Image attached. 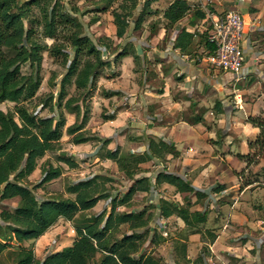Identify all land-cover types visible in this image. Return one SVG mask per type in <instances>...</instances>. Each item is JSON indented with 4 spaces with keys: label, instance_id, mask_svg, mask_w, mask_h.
<instances>
[{
    "label": "trees",
    "instance_id": "obj_1",
    "mask_svg": "<svg viewBox=\"0 0 264 264\" xmlns=\"http://www.w3.org/2000/svg\"><path fill=\"white\" fill-rule=\"evenodd\" d=\"M102 1L105 7L100 12H107L116 2ZM141 1L122 0L117 8L112 9L116 36L119 39L126 37ZM156 2L157 0H144L139 17L134 21L135 31L141 30L148 18L158 14L157 9L153 8ZM34 7L40 13V20L37 22H40L43 36L55 40L50 47L36 38L33 27L27 26L30 19L31 24L36 22L31 18ZM192 11L193 6L188 0H174L163 13L167 22V33L169 30L178 29L174 48L180 49L183 54L191 52L197 33H190L178 24ZM78 12L68 11L63 0H0V104H15L13 112L0 110V258L18 244L20 248L16 252L15 264H162L155 255L143 253L147 243L158 246L167 241L159 229L152 230L158 212L163 219L174 216L182 219L186 225L187 236L204 233L210 244H213L217 234L202 228L207 223V214L192 210L196 204L208 197L207 193L197 190L187 179L170 173L166 168L156 175V185L160 187L168 184L175 187L178 193L188 194L184 197L183 204L162 198L159 206L150 204L140 211L120 210L129 206L136 195L154 193L155 188L150 178H137L143 172V164L155 160L164 163L168 155H180L173 143L162 138L148 137L147 150L142 154H122L119 147L115 150L108 149L112 139H100L103 145L97 153L100 159L114 162L119 171L133 182L122 195L113 196L107 189L111 182L108 176L96 175L68 187L67 192L74 198L62 197L43 201L37 199L35 190L63 176V167L55 166L52 162L45 161L41 167L38 165L39 160L49 153L60 150L65 128L74 145L100 141L86 130L90 121V109L85 106V102L97 71L111 64L103 58V53L109 51L111 46L108 38L94 41L84 34L82 23L75 16ZM194 15L201 20L206 18V13L200 9ZM98 21V17H95L91 24ZM59 30L69 33L68 41L75 49L71 62L66 47L57 43ZM208 31L209 29L201 34L206 46V57L215 50L209 42ZM120 49L115 60L131 56L138 68L142 59L137 54L136 47L131 45ZM45 52H49L55 59L62 57L63 64L68 67V75L76 76L74 85L80 93L79 96L67 99L64 105V91L56 105L53 103V96L45 101V108L56 106L60 110L59 118L39 116L28 106L42 85L40 71ZM82 53H85L86 59L81 63L79 56ZM25 66H29V74L23 72ZM67 80L68 77L63 81V87ZM63 110L76 116L73 126L66 127L67 120ZM113 118L110 115L105 120ZM249 122L259 128L261 133L257 141L251 144L255 153L242 157L247 160L248 166L258 164L264 157V119L251 117ZM58 160L71 169L79 166L72 157L63 153ZM38 168L42 178L39 183L31 186L28 183L29 178ZM222 188H218V191ZM191 195L197 197L196 203H193ZM15 199L19 200V204L13 211L2 208V202ZM100 201H110L109 214L85 216L82 223L75 226L76 239L71 246L54 252L43 260L36 257L33 248L21 246L25 242L41 239L60 220L75 221L79 215L95 209ZM123 227L127 228V232H122ZM176 249L187 264H210V251L206 246L194 261L187 259L186 244L177 245ZM98 256L100 259L94 263Z\"/></svg>",
    "mask_w": 264,
    "mask_h": 264
},
{
    "label": "crops",
    "instance_id": "obj_2",
    "mask_svg": "<svg viewBox=\"0 0 264 264\" xmlns=\"http://www.w3.org/2000/svg\"><path fill=\"white\" fill-rule=\"evenodd\" d=\"M212 2L215 11L200 8L206 13L205 19H198L193 13L179 22L180 28L197 33L189 54H183L180 49L174 48L178 29L165 49L158 48L166 36L165 30L164 34L159 31L151 39V51L142 49V45H135L141 58L146 56L150 61L159 58L157 74L163 79V86L158 90L138 87L133 81L136 68L134 58L127 56L120 59L121 72L112 80L117 82L114 84V92H117L114 96L123 93L129 99L125 101L124 98L114 105L113 120L103 122L100 128L107 139H112L108 149L115 150L119 147L122 154L144 153L148 137L162 138L173 143L180 155H168L166 169L187 179L197 190L208 195L192 210L207 214V223L202 228L217 234L213 244H210L204 233L187 236L182 219L175 216L163 219L158 212L156 219L159 217L165 225L170 220H176L181 230L174 239H167L158 246L147 243L143 253L149 250L148 254L155 255L158 247L172 241L173 250L170 252L175 258L174 264H187L176 249L182 243L187 245V259L191 261L196 260L206 246L210 251V264H264V157L258 164L250 166L242 158L254 153L251 144L257 141L261 133L259 128L249 122V118L264 119V0ZM229 11H239L245 21L242 41L245 63L240 77L209 66L206 62L205 42L201 37L209 27L208 19L211 16ZM126 76L131 82L127 88L129 91L121 84ZM127 104L129 107H126ZM67 120L69 126H73L76 116L67 112ZM112 131L114 137L109 134ZM127 144L131 149L125 151L121 146ZM87 145L90 144L76 145L74 148L83 150ZM96 156L100 159L98 154ZM72 159L75 161L73 157ZM100 160L106 162H102V165L107 162L115 164L110 160ZM60 164L61 167L66 165ZM244 171L254 173L255 179L245 183L241 177ZM143 173L145 172L137 178H150L155 189L166 185V188L176 190L168 184L157 186L156 177L153 179ZM132 183L131 181L129 187ZM221 187L222 190L218 191ZM177 194L184 197L188 195ZM153 195L154 193H140L129 206L120 210L140 211L150 204L159 206V202L154 203L149 198ZM191 197L193 203H196L197 197ZM162 198L167 199H160ZM139 199L144 201V205L136 208L135 202ZM166 227L162 230H166ZM166 235L173 233L166 231Z\"/></svg>",
    "mask_w": 264,
    "mask_h": 264
},
{
    "label": "rangeland",
    "instance_id": "obj_3",
    "mask_svg": "<svg viewBox=\"0 0 264 264\" xmlns=\"http://www.w3.org/2000/svg\"><path fill=\"white\" fill-rule=\"evenodd\" d=\"M23 2L29 0H22ZM116 2L113 4V8H117L119 3L122 0H115ZM174 0H157L156 3L153 4V8L157 9L158 14L148 18L143 25V28L139 31L134 30V21L137 20L140 14V10L142 8V3L138 10L135 12L134 17L131 21V27L124 39H119L116 36V30H114V22L112 16V9H109L107 12H100L103 7H105V3L102 0H63V3L67 7L68 11L78 10L79 12L75 15L80 23H82L83 31L85 35L90 36L94 41H99V39L108 38V43L111 48L109 51H105L103 53V58L105 61L111 63L109 66L101 68L97 71L95 81L93 85L88 90L87 100L85 102V106L90 109V121L88 126V134L94 136L96 139H107V136L103 135L101 130V125L105 122V117L113 115L114 105L118 104L119 101L125 98V101L129 99L126 94H120L115 96L113 95L117 92H114L115 86L114 84L117 82H113L112 80L121 72V60H115L117 53L121 50L120 48L124 46H139L142 45V49L151 51L153 46L151 44V39L156 36L159 31H166L167 22L163 17V13L165 9L168 7L170 3ZM190 4L193 6V11L190 15H193L194 10L196 9H210L215 11L213 8L214 0H188ZM222 1V0H221ZM98 17L99 21L95 24H91L93 18ZM32 19H35L37 22L40 20L39 10L34 7L31 15ZM31 19L27 21V26L33 27L35 30L36 38L42 43L48 45L49 47L55 43V40L45 38L43 36V30L40 28V22H34L31 24ZM179 27H181L178 24ZM175 34L174 30H169L164 40H162L158 48L165 49L166 46L169 45L170 39ZM69 33L66 30H59L57 35V43L66 47L69 53L70 62L74 59L75 49L70 45L69 41ZM156 41V40H155ZM131 49V48H130ZM143 58V59H142ZM141 64L138 66L137 72H135V76L133 77V81L137 83L138 87L158 90L159 87L163 86V79L159 77L157 74L159 58H155L153 60H147L146 56H143ZM86 59L85 53H82L79 56V62H84ZM69 64V63H68ZM23 72L25 74H29L31 72L29 66L23 67ZM68 67L66 64H63L62 57L57 59L53 58L49 52L44 53V61L42 64V69L40 71V75L42 77V85L35 97V99L28 104L31 111L36 112L39 116L42 117H56L59 118V112L56 106L45 108V101L49 99L50 96H53V103L56 105L60 101V97L63 95V91L65 95L63 96L62 104L64 105L67 99L75 96H79L80 93L76 90L74 85L75 75H68ZM68 77L67 82L65 83V87H63V81ZM125 90L129 91V85L131 82L129 81L128 76L125 77L123 82L121 83ZM148 84V85H147ZM108 89H111L108 92ZM138 89V88H137ZM128 93V92H127ZM62 94V95H61ZM231 97V96H229ZM105 99H107L105 101ZM111 99V101L109 100ZM110 101V102H109ZM124 102V101H123ZM108 104V106H106ZM129 104H127L126 107ZM123 107V106H122ZM15 108V104L12 102H5L0 104V110L4 112H13ZM67 112L63 110L62 113L66 116L67 120ZM69 126V122L67 120V126ZM110 135H114V131L109 132ZM114 137V136H113ZM102 140L97 141L95 143H89L83 150H75L73 143H71V137L66 135V128L64 129V136L61 141L60 150L54 153H49L44 159L39 160V167L45 162H53L54 165H61L58 160V157L61 153L66 155L67 157H73L75 161L78 163V168L71 169L67 165H63L64 174L59 179L52 181L49 184H46L44 187L35 190V194L37 199L40 201L46 199H56L62 197L74 198L73 195L67 192V189L70 185L75 184L76 182L84 179L91 178L95 175H103L108 176L111 179V182L108 183L107 189L113 196L122 195L127 192L129 189V185L131 181L127 179L123 173L118 170V167L111 162H107V164H103L99 158H97V153L99 152L102 145ZM124 150L131 149L129 145L121 146ZM75 153V155H73ZM255 153V152H254ZM167 162V161H166ZM106 163V162H105ZM167 164L155 161L148 163L143 168V175L150 176L151 178H155L156 174L160 171H163L166 168ZM241 177L244 182H249L255 179V174L252 172L246 173L245 171L241 173ZM42 176L40 170H37L30 178L29 185H35L40 182ZM161 197H165L173 202L182 203L183 195L179 196L175 189L166 188V185L155 189L153 197L149 198L154 201V203H158ZM147 198V200L149 199ZM149 202V201H147ZM19 204V200H10L2 202V208L8 211H13ZM136 208H140L144 205V201L138 200L135 202ZM110 201H101L95 209L88 213L81 214L77 217V219L73 222H68L65 220H60L55 226H53L45 235L43 239H39L37 241L25 242L21 246L22 247H30L33 248L36 254V257L39 260H43L54 252H57L67 246H71L76 239L75 226L80 225L85 216L88 215H100L105 214L106 216L110 212ZM127 209V208H126ZM166 230H162L165 228ZM154 229H159L163 233V236L167 239H174L175 236L178 235L180 226L176 220H170L167 222V225L164 224L159 217L152 224ZM172 229V230H171ZM166 231L173 235H166ZM171 231V232H170ZM122 232H127V228L123 227ZM20 246L15 244L13 248H11L8 252H6L0 258V264H15L16 252L19 250ZM171 249L173 250V243H170L158 247L155 250V255L158 259L161 260L162 264H174L175 258L171 254ZM149 250L144 253L148 254ZM100 259V256L97 257L94 263H97ZM210 263V262H209Z\"/></svg>",
    "mask_w": 264,
    "mask_h": 264
},
{
    "label": "built area",
    "instance_id": "obj_4",
    "mask_svg": "<svg viewBox=\"0 0 264 264\" xmlns=\"http://www.w3.org/2000/svg\"><path fill=\"white\" fill-rule=\"evenodd\" d=\"M209 22V42L215 50L206 57V62L217 71H226L241 76L245 63L242 41L245 21L239 11H229L211 16Z\"/></svg>",
    "mask_w": 264,
    "mask_h": 264
}]
</instances>
